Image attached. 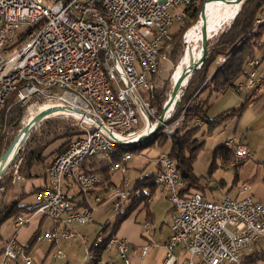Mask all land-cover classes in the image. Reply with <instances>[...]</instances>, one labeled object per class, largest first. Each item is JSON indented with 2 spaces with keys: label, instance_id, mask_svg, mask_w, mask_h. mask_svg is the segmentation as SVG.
Masks as SVG:
<instances>
[{
  "label": "built area",
  "instance_id": "1",
  "mask_svg": "<svg viewBox=\"0 0 264 264\" xmlns=\"http://www.w3.org/2000/svg\"><path fill=\"white\" fill-rule=\"evenodd\" d=\"M200 2L0 0V139L6 134L2 111L12 93L15 104L27 107L28 115L51 107L78 111V117L64 113L53 118L71 119L84 133L71 137L63 152L49 162L46 185L35 194V205L27 208L30 213L13 220L16 229L38 214L55 225L38 241H69L76 236L74 226L94 223L93 213L101 205L111 203L114 211L121 209L131 195L126 175L132 153L125 152L112 165L111 171L123 175L114 186H100L101 176L88 160L117 147L137 146L117 144L101 128L130 144L155 127L158 117L151 98L165 59L161 51L172 40L173 27L187 24ZM249 62V78L234 88L237 93L250 94L264 84V76L257 75L258 60ZM183 114L173 122L172 115L159 132L171 135ZM235 141L226 145L232 148ZM234 155L238 166L252 158L242 143ZM18 167L13 177L16 184L23 181ZM157 168L154 182L167 191L174 208L164 264L176 262L178 248L188 255L187 264H246V251L264 242V203L247 195L250 186L240 188L244 196L208 200L199 192L182 193V175L167 154L159 155ZM77 195L72 203L70 198ZM81 200L86 206L77 208ZM102 247L115 252L109 264H131L130 241L100 232L87 250L88 260ZM149 249V245L141 249L142 259ZM53 256L60 259L64 254L58 250ZM16 262L37 264L14 237L4 245L0 264Z\"/></svg>",
  "mask_w": 264,
  "mask_h": 264
},
{
  "label": "trees",
  "instance_id": "2",
  "mask_svg": "<svg viewBox=\"0 0 264 264\" xmlns=\"http://www.w3.org/2000/svg\"><path fill=\"white\" fill-rule=\"evenodd\" d=\"M205 0H201L199 7L195 8L190 15L187 24L183 26H174L172 29V40L164 45L162 54L165 53L170 59L174 57H184L185 50L182 43V35L188 29L196 26L199 22L202 5ZM219 2L210 1L207 3V10L216 8ZM232 17L224 18L229 19ZM228 24V22L226 23ZM180 31V32H179ZM176 32H179L178 34ZM176 33V34H175ZM187 39L185 37V44ZM167 45H169L167 47ZM207 60L202 69L196 71L191 77L185 90H182V96L177 104L176 111L173 115L172 122L183 114L182 121L178 128L171 134L158 132L152 138L145 142L144 145L132 149L131 153L142 157H149L148 153L151 148H163L168 143L167 156L176 164L177 170L181 173L184 181L183 194H191L194 192L202 193L206 199L207 193L215 191L203 176H198L194 172V165L197 156L204 147L205 138L212 136L219 129L225 128L231 121L239 119L247 106L251 103L252 93H243L245 101L240 107L230 108L219 113L217 116L209 117L211 101L218 96L224 95L227 91L235 90L238 84L248 80L251 68L249 61L264 60V0H246L239 10L238 15L231 22L230 26L217 36L212 37L208 44ZM170 53V54H169ZM184 53V54H183ZM182 57V58H183ZM165 82H161L160 76L157 78L155 90L152 92L151 103L159 118L162 113L164 104L168 100V91L164 87ZM242 94V93H239ZM15 96L9 97L5 108L3 109L4 118L7 117L9 133L6 137L0 139V159L9 146L14 141L22 128V124L27 107L15 104ZM83 132L75 125L71 119L57 118L40 123L31 133L24 147L16 157L14 163L10 167L11 175L7 174L0 180V238L1 229L7 222L13 221L16 217L29 214L27 206L22 205L29 194L21 190H16L13 185V177L16 166L18 174L25 181H33L41 179L44 183L42 189L47 182L45 168L50 164L47 149L56 143L60 146L53 152L56 156L62 153L64 148L69 144L71 137H79ZM4 138V139H3ZM237 140L232 148L226 144L214 151V158L210 165L208 178L214 175L218 169L232 168L235 171L233 184L240 183L238 178V169L241 165H234L235 148L241 143ZM125 152H130L124 147H117L111 151L102 154L103 159L95 157L90 165L101 176L100 186L104 184L113 185L111 167L119 162ZM147 153V155L145 154ZM153 160H157L160 153H156ZM55 156V157H56ZM151 158V157H149ZM219 158L220 162H217ZM55 159V158H54ZM148 159V158H147ZM152 160V161H153ZM52 162V161H51ZM148 167L150 160H148ZM232 166V167H231ZM144 171V170H142ZM141 171V172H142ZM8 172V171H7ZM7 176V177H6ZM155 173L147 174L137 178L134 187L131 189L129 199L121 205V209L117 211L116 223L110 227L107 222L102 229V233L108 232V237L118 234L120 227L135 210L152 196L157 185L154 182ZM152 180V182H148ZM208 181V180H207ZM223 181V180H222ZM209 182V181H208ZM221 182V181H220ZM32 190L31 193L34 191ZM79 196H72V203L77 201ZM76 205L77 208L86 206L81 200ZM40 235H35L29 247H32L38 241ZM92 249V248H91ZM4 247H0V261L3 255ZM94 251V249H92ZM105 248L102 247L95 253V258L91 260L94 264H100L103 260ZM264 260V253L255 252L251 257L244 259L246 264H256L257 261ZM109 264L108 261H105Z\"/></svg>",
  "mask_w": 264,
  "mask_h": 264
},
{
  "label": "crops",
  "instance_id": "3",
  "mask_svg": "<svg viewBox=\"0 0 264 264\" xmlns=\"http://www.w3.org/2000/svg\"><path fill=\"white\" fill-rule=\"evenodd\" d=\"M260 62L261 63L257 68V75L264 76V60ZM252 95L253 101H251V103L247 106L246 110L242 113L241 117L238 119V121L240 120L243 122V127L241 128L242 133H240V142L248 148L252 155V158L246 160L244 163H242L239 168H237L238 178L240 181L239 184H233L234 178L231 182H228L224 177L221 176V182L219 181L218 187L220 188V190H224V192H220V190L209 192L207 193L208 200H219L223 197V195H230L232 197L244 196V194H241L239 190L243 185L247 184L250 186V190L249 192H247V195L252 196L256 201L264 203V84L259 87ZM237 101L240 103L242 101L244 103L245 99H238ZM235 105L237 104H235V102H232L231 106H228V108H224L222 109V111L219 112L221 113L224 110L235 108ZM59 146L60 143H56L47 149V153L50 156L48 158V162H51L55 158L56 155L53 154V152ZM157 170L158 168L156 167L155 171H153L155 175L157 173ZM43 183L44 182L41 179H38L33 181L23 180L17 184L16 190H21L24 193L29 194V196L25 199L22 205L27 206V208L30 205H35V191L40 189L43 186ZM207 183L210 187L213 188V182L209 181ZM32 190L35 191L31 193ZM96 194L99 195L103 193L97 191ZM156 195H159V197L161 198H166V200L170 202L167 198V191L163 187L157 186L151 196V200L148 199L146 204L142 203L135 210V212H133V214L122 223L120 230L118 231V237L130 241L131 250L129 258L131 264H164V261L167 257L165 245L171 235V224L172 217L174 214V208L172 203L170 202V208L167 211V216H169L168 219L158 224L156 220V213L151 209L152 202ZM93 196L94 195H92V197ZM99 208L97 211H99ZM97 211H95V213ZM39 216L40 215L38 214L33 215L23 228L16 229L13 221L7 222L9 223L11 230H8V239L0 247L3 248L9 240L15 237L16 241L20 245H24V247H26L28 254L30 255V257L34 258L37 264H40L38 262V259L36 258L37 256L41 258V264L46 263L47 256L52 251L54 243L51 242V247L47 255H45L41 250L42 247L41 249H37L34 252L37 242L39 241L35 242L32 247H29L35 235H40L39 229L43 220H39ZM74 230L76 231V237L79 238V240L84 237L81 235H87L86 233L88 232V228H86L85 226H76ZM2 232L3 231L1 229V238H3ZM85 239L87 241V237H85ZM146 245H149L150 249L148 251L147 256L142 259L140 256V251ZM181 251H183L181 250V248H178L174 251V255L176 257V262L174 264H187L186 260L188 259V255ZM255 252L264 253V242H259L254 248H252L251 251H246L244 259L251 257V255ZM67 262L69 263L68 260ZM20 263L21 262H16L14 264ZM256 264H264V260L257 261Z\"/></svg>",
  "mask_w": 264,
  "mask_h": 264
},
{
  "label": "rangeland",
  "instance_id": "4",
  "mask_svg": "<svg viewBox=\"0 0 264 264\" xmlns=\"http://www.w3.org/2000/svg\"><path fill=\"white\" fill-rule=\"evenodd\" d=\"M224 9L225 10L227 9L229 11H233L234 9H236V7L225 5V4H223L221 6L219 4L217 9H216L217 10L216 13L213 16H215L217 13H219L221 10H224ZM199 20H200V18H199ZM226 22H227V19H225V20L222 19L217 23L216 29L214 31V38H215V36H217L218 34L223 32L226 28H228L232 21L228 22V24H226ZM189 30L190 29H188L182 35L183 36L182 37V43H183L184 50L186 48L185 37H186V34L188 33ZM179 32H176V33L178 34ZM168 46L169 45H167V47ZM192 51L194 52V55H195V56L193 55L195 59L194 60L192 59V62L194 63V62L198 61V59L200 57L199 56L198 59H196L198 53L200 54V51H201V39L198 41L197 45L193 48ZM192 51H191V54H192ZM163 54L165 56V59H163L162 64L160 65L161 70H160L159 76H160L161 82H163V81L165 82L164 87H166V89L168 90L166 92H167V95L169 98L171 91L174 87L173 76L177 73V70L179 67L184 66L185 61H184L183 56H182L183 58L182 57H180V58L174 57L173 59H170L169 55L167 58L166 54L165 53H163ZM15 95H16L15 93H12L10 97H13ZM238 99L244 100L245 95L239 94V93L235 92V90L229 89V91H227L224 95L218 96L217 98H215L211 101V108L209 110V117L217 116L220 113L219 111H222V109H224V108L226 109V108H228V106H231L232 102H235V104H237L234 107H239L243 102L242 101H241V103L238 102L237 101ZM228 104H230V105H228ZM27 110L28 109L25 110L26 114H25L23 123H21L23 126L25 125L24 123L28 122V120H27L28 111ZM5 118H6V123H5L6 134L3 135L4 137H6V135L9 133V127L7 125L8 124L7 117H5ZM53 119H57V118H50V119H47L45 121L53 120ZM43 122H41V123H43ZM23 126H22V128H23ZM242 127H243L242 121H240V120L238 121V119L231 121V123H229L225 128L219 129V131H217L212 136L205 138L206 141H205L204 147L201 149V151L199 152V154L197 156L198 158L195 162L194 169H193L194 172L198 176H203L206 178V180L203 181L204 183H206L208 181L213 182L214 183L213 189H215V191L220 190V188L218 187L220 177L222 176L226 179V181L231 182L235 176V171L232 168H227V169L221 168V169H218V171H216L214 173V175L211 177V179L208 178V173H209L208 169L210 168V165L213 161L214 151L217 148L224 146L226 144V142H228L234 138L237 140H241L240 139V137H241L240 133H242L241 132ZM235 128H237V129H235ZM144 144H142V145H144ZM137 147H140V145L139 146H128V147H125V149H127L128 151L131 152L132 149L137 148ZM168 147H169V145L167 143V144H165V146L163 148H157V149L151 148V150L149 152H147L148 156L151 158H149L147 156L142 157V156H139L136 154H132L133 159H131L132 161L128 165L129 170H128L127 175H126L128 180L130 181L131 188L134 187V182L137 178H140V177L145 176L147 174H153L154 173L153 171H155V169L157 167V160H153V156L157 157L156 153H158V152L160 154L166 155ZM147 153H145V154L147 155ZM98 158L103 159V155H99ZM148 160H150V165L148 167H146ZM88 162L92 163L93 161L88 160ZM217 162H220L219 158L217 159ZM142 170H144V171H142ZM10 173H11V171L8 170V172L6 173L7 176H10L11 175ZM111 174L113 175V177H112L113 183L119 184L122 181L123 175L121 173L112 171ZM148 182H152V180H150ZM13 185L16 188L17 184L13 182ZM220 192H224V190H220ZM169 208H170V202H168V200H166V198H161V197H159V195L155 196V198L152 202V205H151V209L156 213V220H157L158 224L160 222L166 221L168 219L169 216H167V214H168L167 211L169 210ZM116 216H117V212L114 211V209L112 208V204L106 203V204L101 205L99 208V211H97L96 213L95 212L93 213V217H94L95 222L85 225V227L88 228V230H87L88 232L86 233L87 235H81V236L87 237V241H84L82 239H80L81 240L80 241L79 238H77L75 236L76 238H73L69 241L62 240V241H59L58 243H54V247L52 248V251L47 256V261L44 264H94L90 260H88L87 250L91 247V244L93 243V240L96 238L97 233L98 232L100 233L102 231V229H104L103 226L107 222H109L110 227L114 226V224L116 223ZM38 219L43 220L41 227L39 229L41 236H43L46 232H49V231L51 232L54 229L55 225H54L53 220H51L49 218H44L42 216H39ZM80 227H84V226H80ZM74 229H75V226H74ZM8 230L10 231L11 227H10L9 223H6V224H4V226L2 228V231H3L2 237L3 238H0V246H2V244L8 239L7 238ZM108 232L109 231H107L105 233V235H108ZM75 233H76V231H75ZM76 235H77V233H76ZM261 242H263V241H261ZM41 247H42V249H41ZM50 247H51V242L45 241V240H40L39 242H37V245L35 247L34 252L37 249H41L43 251V253L45 255H47ZM58 250H62L64 256L60 259H54L53 255H55ZM114 257H115L114 251L103 253V260H106L108 262H111ZM36 258L38 259V262L41 264V262H42L41 258L39 256H37ZM67 260L69 261V263L67 262ZM21 263L24 264L23 262H21Z\"/></svg>",
  "mask_w": 264,
  "mask_h": 264
},
{
  "label": "water",
  "instance_id": "5",
  "mask_svg": "<svg viewBox=\"0 0 264 264\" xmlns=\"http://www.w3.org/2000/svg\"><path fill=\"white\" fill-rule=\"evenodd\" d=\"M210 1H215L219 2L225 5L237 7L236 13L232 18L227 19V22H231L235 19V17L238 15L239 10L241 6L244 4L246 0H205L203 5H202V10L200 14V20L202 23V30H201V57L198 61L192 63V65L188 68L185 69L182 75L179 77L178 83L173 87L171 94L167 100V102L164 104V107L162 109L161 116L158 118V122L156 123L155 127H153L148 133L145 135H142L134 140L131 141L130 144L120 141L117 138L112 137L108 132L101 128V131L103 134H105L107 137L111 138L114 140L117 144L120 145H142L146 141H148L150 138H152L156 133L161 131L163 126L169 121L170 117H168V113L173 106L175 105V109L177 108V104L179 103L181 96H182V90H184L189 81L190 77L193 76L195 71L200 70L203 66L204 63L207 60V55H208V44L210 40V31H209V22L208 20V11L207 10V3ZM226 22V23H227ZM175 112V111H174ZM64 113H70L71 115L78 117L77 115L79 114L78 111H75L74 109H70L69 107H51L48 109H44L42 111H39L37 114H35L30 121L27 123H24L25 125L23 128L19 131L18 135L15 137L14 141L12 144L9 146V148L6 150V152L2 155L0 159V180L4 175L7 173V171L10 169L12 166L11 164L14 163L16 157L20 153V150L24 147L25 143L27 142L28 138L30 137L32 131L36 128V126L39 125L41 122H45V120L53 118L54 115L57 114H64ZM172 117V116H171ZM96 128H99L97 124H95ZM21 142V143H20Z\"/></svg>",
  "mask_w": 264,
  "mask_h": 264
},
{
  "label": "bare ground",
  "instance_id": "6",
  "mask_svg": "<svg viewBox=\"0 0 264 264\" xmlns=\"http://www.w3.org/2000/svg\"><path fill=\"white\" fill-rule=\"evenodd\" d=\"M221 6L223 5L222 3H219ZM218 7V6H217ZM216 8H213L212 9H209V10H206L208 11V20L209 22L207 24H209V31H210V39L212 37H214V31L216 29V26H217V23L224 19V18H228V17H232L235 15L236 13V9H238L236 7V9H234L233 11H229V10H221L219 13H217L215 16H213L215 13H216ZM202 22L200 21L196 26L192 27L188 33L186 34V39H187V43H186V50H185V55H184V61H185V64L184 66H181L178 68L177 70V73L173 76V85L175 86L176 83H178L179 81V77L182 75V73L184 72L185 69H188L191 65H192V59L194 60V52L192 51L193 48L197 45L198 41L201 39V30H202ZM199 33V34H198ZM198 34V35H197ZM191 51H192V54H191ZM194 55V56H193ZM201 57V51H200V54L198 53L197 55V58L198 57ZM199 57V59H200ZM198 59V60H199ZM182 64V63H181ZM174 111H176L175 109V105L173 104V106L171 107L169 113H168V117H171L174 113ZM34 112H31L29 115H28V118L27 120L30 121V119H32V117H34ZM151 128V127H150ZM149 128V129H150ZM21 143V142H20Z\"/></svg>",
  "mask_w": 264,
  "mask_h": 264
}]
</instances>
